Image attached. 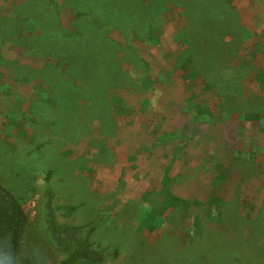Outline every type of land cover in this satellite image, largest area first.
Instances as JSON below:
<instances>
[{
	"label": "rangeland",
	"instance_id": "1",
	"mask_svg": "<svg viewBox=\"0 0 264 264\" xmlns=\"http://www.w3.org/2000/svg\"><path fill=\"white\" fill-rule=\"evenodd\" d=\"M106 1L117 6L111 26L96 14L102 0H0V86L11 90L0 92V113L16 106L26 110L45 84L39 78L17 80L6 68L7 61L34 67L58 64L53 54L32 51L44 42L40 38L62 45L68 53L61 62L82 64L81 76L86 73L85 55L77 54L85 48L104 50L106 59H101L104 53H97L93 60H102L109 69L120 67L105 86V93L120 101L110 120L82 130L68 160L74 167L67 164L63 174L53 175L47 189L46 165L36 162L29 184H15L11 190L22 191V205L30 218L43 215L34 207L46 193L55 203L80 205L72 212L58 210V220L79 226L96 219L98 225L89 238L92 250L117 252L105 264H176L179 252L190 243L211 239L210 234L204 238L206 229L223 230L205 220L201 234L192 231L198 215L208 208L205 187L215 180L216 164L228 165L235 158L257 162V173L250 177L253 185L247 186L252 193L244 196L254 205L263 197L264 0H211L216 2L213 5L164 0L158 12L148 4L150 0L134 11L123 0ZM180 1H185L187 10L178 5ZM194 1L204 6L197 15ZM149 10L155 11L153 17ZM221 14L223 19L218 18ZM101 27L106 29L102 35L107 30L108 34L96 43L93 39ZM209 32L222 46V60L218 52L208 53ZM76 35L79 40L69 41ZM110 52L116 59L107 57ZM192 68L198 72L194 77L188 74ZM211 81L215 87L205 90L204 84ZM71 111L69 103L67 112ZM68 125L76 126L73 121ZM46 129H37L40 143L55 139ZM0 132L6 146H15L14 152L23 142H31L1 114ZM51 152L50 159L55 154ZM7 158L0 151V160ZM10 163L8 170L15 162ZM7 172L0 173V181L10 186ZM142 199L157 206L155 229L138 227ZM202 246L200 242L194 248Z\"/></svg>",
	"mask_w": 264,
	"mask_h": 264
},
{
	"label": "trees",
	"instance_id": "2",
	"mask_svg": "<svg viewBox=\"0 0 264 264\" xmlns=\"http://www.w3.org/2000/svg\"><path fill=\"white\" fill-rule=\"evenodd\" d=\"M102 1L103 6L97 8L96 14L101 18V21L104 20L105 25L111 23V26L114 7L117 6L109 1ZM123 1L133 11L136 7H144L146 4L144 0ZM163 1L150 0L148 4L157 8L158 12L164 7ZM185 1H180L178 5L187 10ZM198 1L211 5L216 3L211 0ZM172 2L174 3V0ZM44 5L42 6L44 7ZM193 5L196 6L192 7L195 8L196 15L199 10L204 9V6L202 5V8L199 2L194 1ZM149 12L151 13L150 17H153L155 11L149 10ZM213 12L217 15L218 8ZM222 15H219L218 18L223 19ZM151 19L148 18L147 21ZM103 29L99 28L98 37L93 39L96 43H100L102 38H106L108 30L102 35ZM49 39L40 38V41L44 42L40 44L38 50L35 48L32 51L37 54L40 52L47 55L53 54L59 60L58 64L46 63L40 67H34L14 61L6 63V68L10 69V75L17 80L27 82V79L39 78L45 84L42 88L39 86L41 90L38 95L40 97L32 99L26 110L16 106L17 108L13 107L11 111H6L4 114L1 111L0 113L16 127V131L21 133L24 139L31 140L27 145L23 142L24 145L18 146V150L16 149L14 152L12 148L15 146L9 148L6 146L8 143L0 139V151L8 154L6 161L0 160V173L3 174L7 170V174L10 176V186L3 185L4 182L0 181V264H80L79 262L82 263V261L84 264H91L90 261L94 264H105L106 260L112 261L117 252L99 254L92 250L89 238L98 225L96 219L79 226L58 220V216H60L56 213L58 210L72 212L80 205L55 203L46 193L43 195L44 199L39 198L34 207V209L40 208L43 215L35 214L33 218H30L28 210L22 205L24 194H19L22 191L13 193L11 190L15 184H29L31 166L36 162L46 165L43 169L46 172L44 177L46 184L50 182L53 175L63 174L68 165L74 167L68 160L74 153L78 138L88 131L89 124L104 123L106 119L110 120L111 114L116 108V101H120L118 97L112 98L111 93L110 95L109 92L108 95L105 93V86L110 83L113 79L111 76L116 74L120 67L112 65L109 69L102 60H93L97 53H104L101 54V59H106L104 50L85 48L77 54L78 57L85 55L86 73L81 76L82 64L72 63L68 60L61 62L65 59L68 51L62 48V45L47 44ZM73 39L79 40L80 37L76 35L69 41ZM207 39V46L210 49L208 53L218 52V57L222 60V46L220 43L218 44L216 35L209 32ZM216 44L218 45L216 46ZM113 56L116 59V55L110 52L107 57L113 58ZM197 73L195 68L188 72L193 77ZM95 74H101L102 77L98 79ZM67 75H70V78ZM215 85L214 81L206 82L204 89L214 88ZM123 88H127V86H123ZM0 89L3 95L10 90L7 85L4 88L0 86ZM5 99H7L6 96ZM69 103L73 104L71 112H67ZM69 121H73L76 126L70 127ZM38 127L50 129L52 134L49 135L55 139H51L48 143H40L41 136L37 132ZM0 138H2L1 135ZM33 140L35 145L32 144ZM51 150L55 154L50 159V155L47 153ZM235 160L228 165L218 163L214 166L215 180L205 187L209 198L204 202L209 203L208 208L198 215L192 228V231H199L201 234L200 227L205 220H209L214 226H223V230L220 232L215 227L206 229L204 238L210 234L211 239L199 240L203 246L198 249L194 247L200 242L190 243V246L179 252L180 257L176 264H264V194L258 205H254L249 197L244 196L246 193H252L251 189H247V186L253 185V183L250 184L253 179L250 177L257 173L258 163L239 158H235ZM239 160L237 165L236 162ZM11 161L15 163H12V170H8ZM75 168L81 170V164L76 163ZM259 168L261 169L262 165ZM69 186L71 187V185ZM49 187L48 184L47 189ZM213 197L216 199L215 201L212 200ZM170 202L174 204L173 201ZM84 204L85 202L81 205ZM249 206L251 210L245 211V207ZM156 207L146 199H142L137 214L138 227L141 229L157 227L154 224V221L159 218L158 213H155ZM213 207L217 208L216 211ZM94 216L97 218L96 214ZM86 227L88 229L83 233Z\"/></svg>",
	"mask_w": 264,
	"mask_h": 264
}]
</instances>
